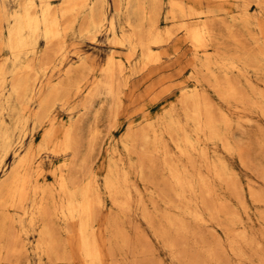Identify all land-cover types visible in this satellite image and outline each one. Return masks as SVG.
<instances>
[{
    "label": "bare ground",
    "instance_id": "bare-ground-1",
    "mask_svg": "<svg viewBox=\"0 0 264 264\" xmlns=\"http://www.w3.org/2000/svg\"><path fill=\"white\" fill-rule=\"evenodd\" d=\"M202 1L167 0L166 16L172 21V28L163 29L159 25L163 0H125L127 30L121 34L114 31L113 18L108 20L113 43L127 48L125 61L130 63L138 53L139 67L143 70L157 67L161 54L157 49L165 51L164 46L180 32L181 39L189 42L193 52L187 59V65L191 67L189 79L194 86H188V90L183 88L177 101L163 106L160 114L150 116L146 110L139 127H135L134 123L128 124L119 143L129 158L133 153L136 159L123 160L116 155V146L110 151L102 185L115 213L108 212L103 221L99 216L104 201L98 171L90 160L95 141L101 133L95 125L96 120L94 125H88L86 149L81 152L83 116L64 126H59L52 119L41 143L27 146L0 182V264L16 261L20 255L23 256V249L29 250L27 242H21L19 234L10 228L9 222L13 221L11 212L17 214L16 221L20 227L24 228L25 224L35 227V251L39 259H46L51 264H75L74 252L81 258L82 264H106L107 257L110 260L112 256L115 258L114 250L125 252L131 241L127 232L121 230L123 226L118 227V224L132 207L130 184L137 189L134 181L131 183V172L142 181H148L149 199L161 201L164 206L160 212L154 202L153 211L149 212L151 216L145 207L146 218L151 226L154 218L159 220V225L164 224L160 226L165 234L160 235L168 234L171 247L176 245L179 231L189 229L184 216L196 222H206L207 198H211L215 205L214 213L223 214L226 198L222 193H237V185L224 163L218 157L210 156L207 142L220 140L223 147L230 151L232 146L225 132L231 122L225 112H214V101L207 94L206 86L234 112L241 114L248 107H256L264 115V0H205L216 3L210 6L201 5ZM223 4L228 6H220ZM36 5L38 11L34 9ZM252 5L254 12L250 11ZM20 6L21 10L13 15L14 23L8 30V44L13 58L21 59L12 71L9 84L20 110L23 112L28 101H36L33 118L34 126H39L49 118L54 106L63 107L72 93L86 89L80 102L84 113L98 98L100 105L106 101L109 115L116 120L125 94L122 87L127 86V78L124 75L126 63L115 53L108 56L102 71L93 80H89V69L83 61L62 66V77L47 82L43 94L40 91L42 80L38 76L56 56H63L64 36L81 14L80 31L91 34L99 31L106 19L105 1L62 0L60 7L52 8L49 0H23ZM228 8H235L236 13L228 15ZM39 33L46 48L43 44L44 51L34 55L30 41ZM54 40L60 41V44L52 46ZM179 72L181 69L177 70ZM3 73L0 66L1 80ZM169 86L164 85L154 101L163 96ZM166 136L174 150L168 147ZM0 137L5 139L7 136L3 132ZM43 150L64 157L51 170V182L39 179L41 166L37 156ZM138 202L146 204L143 200ZM229 217L234 218L233 215ZM154 227L151 229L154 230ZM239 231L240 234L246 233L243 229ZM169 244L167 241L163 245ZM168 246V249L171 248ZM113 261L118 262L113 259L109 264Z\"/></svg>",
    "mask_w": 264,
    "mask_h": 264
},
{
    "label": "rangeland",
    "instance_id": "rangeland-1",
    "mask_svg": "<svg viewBox=\"0 0 264 264\" xmlns=\"http://www.w3.org/2000/svg\"><path fill=\"white\" fill-rule=\"evenodd\" d=\"M22 1L0 0L2 3H0V66L4 71V80L0 79V135L4 132L7 136L5 139L0 137V182L8 175L11 167L27 146H37L41 143V138L52 119L59 126H64L69 121H75L83 116L81 121V134L83 137L81 152L86 149L85 139L88 132V125H94L96 123L95 125L98 131L101 132L97 137L98 140L96 139L95 141V147H93L91 152L90 160L92 161L93 168L98 171L104 201V206L100 210L99 216L101 221H103L108 212L115 213V208H111L109 197L102 185L103 174L110 151L116 146V155L122 157L123 160L136 159L133 153H130L132 157L129 158L119 143V138H122L123 134L126 133L128 124L134 123L135 127H139L146 110L150 116L160 114L164 110L163 106L167 107L169 104L177 101L179 93L183 88L188 90V86H194L192 80L189 79L191 67L187 65V59L193 53L191 46L189 42L181 39V33L177 32L175 34L176 36L174 35L168 44L164 46L166 52L162 48L157 49L161 53L157 65L158 68L156 67L157 70L154 67H147L144 70L140 69L138 53L128 63L124 57L127 51L126 46L113 43L112 32L108 27V20L113 18L115 24L114 31L117 34H121L127 30L125 22V0H104L106 19L99 31L95 34L80 31L81 14L73 24L74 28L72 27L64 36L63 56L60 54L56 56L47 68L39 72L38 76L42 80L40 91L43 94L46 90L45 86L47 82H54L62 77V66L74 65L79 61H83L87 69H89V80H93L102 71L108 56L111 53H115L126 63L124 75L127 78V86L125 85V88L122 87L125 94L122 96L116 120L109 115V106L105 103L106 101L100 105L98 98H95L94 105L88 109L89 111L84 113V108L80 105V102L86 92L85 89L79 93H72L68 103L63 107L60 105L54 106L49 118L45 119L41 125L34 126L33 116L36 101H28L22 112L15 94L9 87L12 71L16 65L20 64L21 59L15 60L13 58L8 44V30L14 23L13 15L21 10L20 4ZM49 1L52 8L60 7L59 5L62 2V0ZM183 1L190 2V0ZM35 2H38V0H35ZM166 2L167 0H163L161 15L159 16V25L163 29L164 27L172 28L173 24L166 16ZM201 5L210 6L216 5V3L204 0ZM220 6L228 5L223 4ZM34 9L38 11V5ZM254 9L255 7L252 5L250 11L254 12ZM227 10L228 15L236 13L235 8H228ZM43 44L44 48H46V43L41 33L31 39L30 45L34 47V55H40L44 51ZM58 44H60V41L54 40L52 42V46ZM179 69H181V72L177 73ZM147 71L151 74H147ZM30 77L33 78L32 73ZM162 85H166V87L170 85L172 88L169 86L171 89L168 87L167 92L154 101V97L159 93L163 87ZM206 88L207 94L212 102L214 101V112L217 114L221 111L225 112L231 122L225 132L227 140L232 146L230 151L223 147L220 140H215V142L209 140L207 142L209 154L210 156L213 155L211 157H218L224 163L227 170L231 172L233 175L232 179L237 185V193H230L229 191L222 193L226 198V205L223 208L224 212L222 215H217L216 212L214 213L215 207L213 206L215 205L211 201V198H207L208 210L205 209V223L202 221L196 222V220L194 221L184 216V221H188L186 222V226L189 228V231L187 228L183 232L179 231V234L176 236V245L171 247L169 237L167 236L168 234L161 236L164 233L162 232L163 229L161 226L164 224L160 222V226L158 223L159 220L155 218L151 221V224L154 222L152 226L147 221L146 216L149 212L153 211L154 206L152 205L156 202L154 199H151L152 201L149 199L148 191L150 184L147 180L142 181L134 172H131V183L134 181L133 185L135 183L134 186L137 189L132 188L130 184L133 192L132 207L118 224V227L123 226H121V230L127 232V236L131 242H129V248L127 247L125 252L117 253L119 250H114L115 253L113 252V255L115 258L113 256L112 258L118 260V262L113 261L112 264L114 262L118 264L119 260V264H122L123 261L125 264H137L136 262L139 264H264V115L256 107H248L241 114L234 112L216 97L209 86H206ZM26 115L27 119H24ZM112 123L116 126L114 127L112 125L113 127H111ZM99 128L101 129L99 130ZM166 140L168 147L174 150L173 144L167 136ZM37 158L41 166L39 179L51 182L53 179L51 170L64 157L56 156L48 150H43L40 151ZM218 186L219 184L217 183L216 187ZM252 189L256 193L253 192L251 195L250 192L253 191ZM138 192L140 193L138 194ZM257 194L261 197H257ZM251 196H255L256 198L253 199ZM138 197H142L143 199ZM141 199L146 204H139L138 201L140 200L142 202ZM142 205H144V210L142 209ZM156 206L158 211L161 212L164 210L161 201H157ZM145 207L149 209H147L148 213ZM140 212H143V214ZM11 215L13 221H15V223L12 220L9 222L11 230L19 234L21 242H27L29 250L27 249L25 251L23 249V256L20 255L16 261H6L4 264H51L46 259H39L38 253L35 251L34 244L37 238L35 227L25 224V227L22 228L16 221L17 214L15 215V213L11 212ZM230 215H233L234 218L229 217ZM12 223L14 224L13 226ZM153 226H157L160 231L158 232L155 227L152 230L151 228ZM239 229H243L246 233L240 234ZM166 240L171 247L169 248L170 250L167 248L168 245H163L167 244ZM23 250L21 251L22 253ZM171 250L172 252H170ZM104 251L106 252V248H104ZM20 257L21 260H19ZM110 259V257H107L105 263L109 264L113 260ZM73 261L75 264H82V260L76 252H74Z\"/></svg>",
    "mask_w": 264,
    "mask_h": 264
}]
</instances>
